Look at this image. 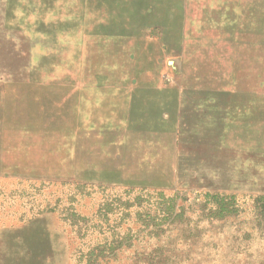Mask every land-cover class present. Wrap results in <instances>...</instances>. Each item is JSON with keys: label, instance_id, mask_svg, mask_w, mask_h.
<instances>
[{"label": "rangeland", "instance_id": "374dc122", "mask_svg": "<svg viewBox=\"0 0 264 264\" xmlns=\"http://www.w3.org/2000/svg\"><path fill=\"white\" fill-rule=\"evenodd\" d=\"M263 196L264 0H0V264H264Z\"/></svg>", "mask_w": 264, "mask_h": 264}, {"label": "trees", "instance_id": "16d2710c", "mask_svg": "<svg viewBox=\"0 0 264 264\" xmlns=\"http://www.w3.org/2000/svg\"><path fill=\"white\" fill-rule=\"evenodd\" d=\"M264 203V196L261 197ZM236 203L233 196L230 197V200L226 202L225 200H221L217 203V206L214 207L211 213L212 218H221L224 217L230 213H234L236 211ZM161 211V217L166 220L172 218L173 215H175V202L174 199L168 198L167 203L165 207L160 209ZM149 214V213H147Z\"/></svg>", "mask_w": 264, "mask_h": 264}]
</instances>
